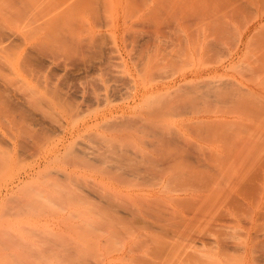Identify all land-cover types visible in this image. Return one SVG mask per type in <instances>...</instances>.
<instances>
[{"label":"rangeland","instance_id":"1","mask_svg":"<svg viewBox=\"0 0 264 264\" xmlns=\"http://www.w3.org/2000/svg\"><path fill=\"white\" fill-rule=\"evenodd\" d=\"M9 1L0 0V56L21 53L6 67L0 62V81L21 96L20 108L47 121L13 128L21 109L10 116L0 107V264H244L248 244L250 264H264V166L252 169L255 155L236 161L247 185L238 189L237 167L232 179L226 169L233 159L219 160L235 146L264 149V69L256 63L242 76L243 58L236 59L222 78L244 93L227 100L208 95L209 81L181 79L204 59L178 22L187 19L189 34L207 32L220 20L211 17L224 19L236 0L231 7L234 0H183L167 12L156 0L52 1L56 35L42 29L45 21L35 30L31 21L11 20L23 5L12 0L14 10ZM157 22L167 39L164 31L155 39ZM262 33L264 21L253 38ZM226 45L214 60L225 59ZM136 89L144 90L139 100ZM207 116L212 121L201 120ZM157 131L175 141L156 145ZM214 163L227 165L222 175L205 172Z\"/></svg>","mask_w":264,"mask_h":264},{"label":"bare ground","instance_id":"2","mask_svg":"<svg viewBox=\"0 0 264 264\" xmlns=\"http://www.w3.org/2000/svg\"><path fill=\"white\" fill-rule=\"evenodd\" d=\"M7 1V0H6ZM9 1V0H8ZM16 1H18L19 2V0H16ZM29 2H31L32 3V0H28ZM28 1L27 0H20V2L22 3V9H20V11H17V12H15L16 10H15V8H16V6L17 5H15V4H18V2L17 3H15L14 1L12 2V0H10L9 2H12L15 6H10V8L11 7H14L13 9L15 10L14 11V14H15V16H13L14 14H12V16L13 17H15V18H12V16H11V20L12 19H15L16 21L18 20H20V21H23V19L25 20V21H31L32 23V25H30V26H34L33 28H35L36 26L39 28V27H41L42 26V24L43 23H41V22H44V24L47 26H43V30H47V28H49L48 30L49 31H51V32H53V30L55 31V35H56V31L57 30H55V28L54 29H52V27L54 26L52 23V27L50 28V17L53 15V11L55 10V6L57 5V4H59L60 2H61V0H57V1H54V0H49V4H50V2H51V4L50 5H52V4H54L53 2H56L55 4L56 5H52V6H49V4H48V2L46 3L47 5H42L43 7L44 6H47L48 8L50 7H52V9L50 10V8H49V10H48V8H47V10L45 9V7H44V9H43V7L41 8V6L39 7V8H36V7H33L34 9H36L35 11H34V9H32L31 10V8H32V5H30V9H28V7H27V5L25 4V3H27L28 4ZM53 1V2H52ZM157 1V10L158 11H161V10H163V11H165V12H167V11H170V9H172V6L174 7V5L176 6V7H178L179 6V4H181V3H183V0H167V1H162V0H156ZM206 1H209V0H206ZM212 1V0H211ZM221 1V0H220ZM229 1V0H228ZM230 2V1H229ZM236 4L234 5V3H235V0H234V2L230 5V7L232 6V5H234L232 8H230V11H228L229 10V7H228V9H227V13L225 14V16H224V19H223V17L222 18H219V15H217L216 16V18L213 16V17H211L212 19H216V20H218V19H220L219 21H210L208 18L206 19V20H203V21H210L211 23V25H212V23H214L212 26H210L209 27V29L207 30V32L205 31L206 30V28H204V29H202V28H200L199 30L201 31L202 30V36H205L204 37V39H201L202 37H201V35H200V37H198L199 36V32L200 31H197V33L198 34H193V33H191V34H189V33H187V26H188V24L186 23L187 22V19L186 18H182V20L181 21H179L178 23H179V25H180V27H182V29L186 32V34H185V40L187 41V43H189V46H190V49H191V51L200 59V60H202V59H204V65H199L198 67H196V68H194V69H192V70H190L189 72H187V73H183L182 75H181V79H186L187 77H190L191 78V80H194V79H197V80H201V81H209L208 82V95H210V97H213V98H218V97H222L223 99H232V98H234V97H239L238 95H240V94H242V93H244L243 92V90L240 88V87H237L236 85H234V84H232V81L230 80V79H223L222 78V76H224L225 75V72L227 71V67L228 68H233V66H236V64H234L235 62H237V61H239V60H241L242 58V62H241V64H239V67L241 68V70H239L240 72H241V75L242 76H244L245 74H244V72L242 71V69H246L247 67H253L254 68V64H256V63H259V67H262L261 69H264V66H261V64H264V33H262V35L261 36H259L258 37V39L256 40L255 38L257 37V36H255V38H253V35H254V30L255 29H257L259 26L260 27H262V21H264V0H236ZM44 3V4H45ZM208 3H211V2H208ZM215 3H217V0L215 1ZM220 3V2H219ZM12 4V5H13ZM166 4L169 6V7H166ZM228 4V3H227ZM7 5V4H6ZM2 6V5H1ZM7 6H9V5H7ZM18 6H19V4H18ZM17 6V7H18ZM26 6V7H25ZM54 6V7H53ZM210 6V5H209ZM229 6V5H228ZM4 8H5V6H4ZM8 8V7H7ZM9 9V8H8ZM7 9V10H8ZM211 9V8H210ZM10 10V9H9ZM9 10H8V12H9ZM13 11V10H12ZM50 11V12H49ZM205 11V10H204ZM52 12V13H51ZM11 13V11L8 13V14H10ZM13 13V12H12ZM46 13H47V15H46ZM51 14V15H49V14ZM8 14H6V16H8ZM55 14V13H54ZM45 15V16H44ZM210 15H213V14H210ZM209 15V16H210ZM216 15V14H215ZM47 16V17H46ZM222 16H223V14H222ZM10 17V16H9ZM9 17H8V19H9ZM53 17V16H52ZM247 18V20L245 21V19H244V22H243V18ZM218 18V19H217ZM7 19V20H8ZM43 19V20H42ZM183 19H186V20H183ZM46 20H48V23H47V21ZM242 20V21H241ZM14 21V20H13ZM40 21V22H39ZM1 22V21H0ZM37 22V23H36ZM52 22V21H51ZM10 23V22H9ZM14 23V22H13ZM12 23V24H13ZM17 23V22H16ZM15 23V24H16ZM23 23V22H22ZM28 23V22H27ZM36 23V24H35ZM41 23V24H40ZM56 23V22H55ZM207 23H209V22H207ZM34 24V25H33ZM206 24V23H205ZM205 24H203L204 26H205ZM7 25V24H6ZM24 25H25V23H24ZM17 26V25H16ZM19 26V25H18ZM21 26V25H20ZM27 26H29V24L27 25ZM29 26V27H30ZM166 27H167V25H165ZM206 26H207V24H206ZM208 26H209V24H208ZM25 27V26H24ZM32 27L30 28V29H32ZM35 28V30H37L38 28ZM165 27V28H166ZM28 28V27H27ZM65 28V27H64ZM16 29H17V27H16ZM22 29V28H21ZM29 29V28H28ZM57 29V28H56ZM61 29V28H60ZM62 29H63V27H62ZM66 29H68V28H66ZM71 29V28H70ZM164 24L161 22V23H156V25L154 26V29H153V32H155V34H156V38L155 39H158L161 35H162V33H163V31L165 32L166 30L164 29ZM27 30V29H26ZM34 29H32V31H33ZM43 30H38V33H39V31L42 33L43 32ZM22 31V30H21ZM24 31V30H23ZM48 31V32H49ZM59 31V30H58ZM65 31V30H64ZM258 31V30H257ZM47 32V31H46ZM67 32H68V30H66L65 32H64V34H67ZM162 32V33H161ZM206 32V33H205ZM35 33H37V32H34L33 34L34 35H37V34H35ZM58 34H61L62 32H57ZM68 33H70V31L68 32ZM161 33V35L160 36H158L159 34ZM201 33V32H200ZM258 33V32H257ZM52 34H54V33H52ZM57 34V35H58ZM233 34V36L235 37V40H234V42L232 43V44H229V45H226V43L224 42V40H225V38L226 37H228L229 35H232ZM256 34V33H255ZM4 35V34H3ZM2 35V36H3ZM27 35V34H26ZM30 35H31V33H30ZM29 35V36H30ZM63 35V33L60 35V39L64 36H62ZM68 35V34H67ZM75 35V34H74ZM74 35H73V37H74ZM154 35V34H153ZM32 37H34L33 35H31ZM54 36V35H53ZM155 36V35H154ZM163 36H164V33H163ZM162 36V37H163ZM8 37H9V35H8ZM37 37V36H36ZM35 37V38H36ZM40 37V36H39ZM67 37V39H68V37L69 36H66ZM66 37L64 36V38H62L61 40L59 39V35L57 36V39H59V41L61 42V41H63V40H66L67 41V39H66ZM161 37V38H162ZM167 36H166V32H165V37H163V38H166ZM11 38V37H10ZM28 38H30V37H26V38H23V43L22 44H24V43H26V41H25V39H28ZM70 38H71V36H70ZM76 38V37H75ZM231 38V37H230ZM55 40H57L56 38H54ZM154 39V40H155ZM167 39V38H166ZM252 39H255V41H252ZM15 40V39H14ZM29 40V39H28ZM73 40H76V39H72V41ZM229 39H227L226 41H228ZM8 41V40H7ZM58 41V40H57ZM71 41V42H72ZM77 41L78 40H76L75 42L77 43ZM155 41H157V40H155ZM160 41H163V39L162 40H160ZM166 41V40H165ZM184 41V40H183ZM229 41H231V40H229ZM1 42V41H0ZM15 42V41H14ZM17 42H18V40H17ZM22 42V41H21ZM39 42V41H38ZM45 42V41H44ZM53 42H54V40H53ZM64 42V41H63ZM13 43V42H12ZM29 43V42H28ZM47 43V42H46ZM46 43H44V45H45V49H48V48H46V45L48 44H46ZM52 43V42H51ZM55 43V42H54ZM73 43V42H72ZM228 43V42H227ZM230 43V42H229ZM1 44V43H0ZM10 44V43H9ZM14 44V43H13ZM62 44V43H61ZM158 44V42H156V44L155 45H157ZM226 45V49H227V53L226 52H224L223 53V50H220V52H222V53H219V54H222V56H223V58H225L224 60L223 59H219V60H217L219 57L220 58H222L220 55H218L219 57H217V58H215L216 60H214L213 58L214 57H216V54L219 52V49H220V46H223V45ZM50 45H52V44H50L49 43V46ZM57 45V44H56ZM64 45V44H63ZM72 45V44H71ZM8 45L6 44L5 46H3V49H4V53L6 52V51H9L10 50V53H11V49H8V47H7ZM14 46V45H13ZM49 46H47V47H49ZM79 46V45H78ZM5 47V48H4ZM9 47H11L10 45H9ZM25 47V46H24ZM40 47V46H39ZM23 48V47H22ZM223 47H221V49H222ZM41 49V48H40ZM6 50V51H5ZM13 50V49H12ZM22 50V49H21ZM50 50H52L51 48L49 49V51ZM225 50V49H224ZM0 51H1V49H0ZM15 51H18V49H16ZM14 51V53H13V51H12V53L11 54H7V52L5 53V55H1L0 56V58L1 59H3V60H1L0 59V62H1V64H2V68L3 67H6V66H8V65H10V64H12V61H11V57L13 56V57H19V54L21 53H17V52H15ZM22 51H24V49L22 50ZM237 59V60H236ZM236 60V61H235ZM235 61V62H234ZM261 63V64H260ZM0 64V65H1ZM238 66V65H237ZM236 66V67H237ZM1 68V66H0V70L2 69ZM235 69V68H234ZM1 73V72H0ZM7 76V75H6ZM206 76V77H205ZM261 76V75H260ZM3 77H5V76H3ZM2 76H1V78H3ZM233 79V78H232ZM4 80H7V79H3V81ZM234 80V79H233ZM10 83V82H9ZM241 84H242V82H240ZM261 83V82H260ZM6 84V85H5ZM262 84H264V83H262ZM14 85V84H13ZM238 85V84H237ZM260 86H262L261 84H259ZM0 89H2V90H0V92L1 91H3V93H6V95H5V97L4 98H1V100H0V102H2L1 104H0V107H2L1 105L2 104H4V109L7 111V115H8V113H9V115L11 116L13 113H15L16 111L14 110L16 107V110H20L21 109V111H19V112H16L15 114L17 115V116H15V114H13L14 116H15V118H14V116H12L11 117V120H12V122H13V128H14V125L15 126H18V127H20V129H24V127H26L25 126V124L27 125V123L26 122H31L32 123V125H33V123L34 124H36V125H45L46 123V121L45 120H43L42 119V117L41 116H37V114L34 112V111H31V107L29 108V107H27V105L25 106L26 108H29L30 109V111H28L27 109H22L23 107H22V105H24V104H22L23 102H21L22 101V98H21V96L20 95H18L17 94V92L14 94V92H15V90H13L12 91V89L10 88V86L9 85H7V83H6V81H5V83L3 84V82H1L0 81ZM249 87V86H248ZM259 87V86H258ZM15 89V88H14ZM250 89V88H249ZM262 89H264V88H262ZM261 90V89H260ZM246 91H247V89H246ZM252 91V90H251ZM248 92V91H247ZM17 95V96H16ZM144 95V90H141V89H136L135 91H134V94H133V99L134 100H136V99H140V97L142 98V96ZM12 97V99H13V101L11 100V102H12V104L13 105H11V103H9L8 102V100H6L5 101V98H7V97ZM18 96H20V97H18ZM7 103H5V102ZM233 102V101H232ZM10 104V105H9ZM6 105H8V107H5ZM21 105V106H20ZM233 105H235V102H233ZM12 106V107H11ZM15 106V107H14ZM9 107H10V109H9ZM20 107H22V108H20ZM3 108H1V110H2ZM3 109V110H4ZM10 110V111H9ZM11 110H12V112H11ZM15 112H14V111ZM23 110H24V112H23ZM27 110V111H26ZM6 111H4V112H6ZM1 112V111H0ZM3 112V111H2ZM23 112V113H22ZM18 113H20V114H18ZM2 114V113H1ZM5 113H3V115H4ZM6 115V116H7ZM21 115V116H20ZM40 115V114H39ZM20 118H19V117ZM7 117H9V116H7ZM16 117H18V118H16ZM41 117V118H40ZM201 120H206V121H212V120H210L209 119V117L207 116L206 117V119H201ZM129 122V121H128ZM127 123V122H126ZM30 124V123H29ZM28 124V125H29ZM50 124V123H49ZM133 124V123H132ZM23 125V127H21ZM48 125V124H47ZM46 125V126H47ZM128 127H132L130 124L129 125H127ZM17 128V127H16ZM28 129V128H27ZM25 130V129H24ZM29 130L30 129H28V132H29ZM22 132V131H21ZM155 132V131H154ZM154 132H153V134H154ZM23 133V132H22ZM22 133H20V134H22ZM25 133V132H24ZM30 133H31V131H30ZM33 133V132H32ZM35 133V132H34ZM33 133V134H34ZM166 134H169L168 132L166 133L165 132V134H164V132L162 131H157L156 132V134L155 135H157V136H155V138L157 139V142H156V145H158V146H162V145H164V144H167L168 142L170 143L171 141V143H173L174 141H173V139H171L170 138V136L169 137H167L169 140H167L166 139V137L164 136V135H166ZM28 135V134H27ZM39 135V134H38ZM38 135L36 136H34V137H32L33 139L35 138V137H38ZM26 136V135H25ZM175 136V135H174ZM72 137H73V135H72ZM24 138V137H23ZM38 140V139H37ZM26 143V142H25ZM31 143V142H30ZM36 143V142H35ZM168 143V144H169ZM28 144V142L26 143V145ZM32 145V144H31ZM82 146V145H81ZM79 147H80V145H79ZM79 147H77V149L79 148ZM236 148L238 147V146H235ZM246 149H245V148ZM244 147H242V149L246 152V150H247V147L246 146H244ZM236 148H229L228 150H227V153H229V155H224V157H220L219 158V160H220V162L222 161H224V159H227V160H229V159H233L232 161H228L231 165H229V168H227L226 166L227 165H225L223 168H225L226 167V169H228V171H229V173L230 172H233V170L235 171V168L237 167V175L235 176L234 175V177L236 178V181H235V178L233 179L234 180V186L235 187H237L238 189H243L244 188V185H246V183L244 182V180H246L245 178H246V174H245V172L243 171H240V173H239V169H241V168H239L238 166H240V165H238L237 163H236V161H241L240 159L241 158H244V159H246V160H249L251 157H253V156H251V155H255V156H257L256 157V159H255V161H253L254 163H252V165L254 166V167H252V169H255V170H258L259 171V169H261V167L262 166H264V149H260L259 151H256L255 153L256 154H253L250 150H247L249 153L251 152L252 154H247L248 152H244L243 153V150L242 149H240L239 150V147L236 149ZM241 148V147H240ZM80 149V148H79ZM85 149V150H84ZM82 148V149H80V152H81V154L82 155H80V156H87V155H89V158L90 157H92V156H94L93 155V152H91V154H90V152H88L87 150H86V148ZM27 150V149H26ZM29 150V149H28ZM8 153V152H7ZM16 153V152H15ZM14 153V154H15ZM250 155V156H249ZM238 156H241L240 158L238 157ZM250 158H249V157ZM43 159V158H42ZM212 159V158H211ZM42 161V160H41ZM228 163V164H229ZM233 164L236 166V167H234L233 166ZM238 165V166H237ZM249 165H251V164H249ZM251 165V166H252ZM256 165H258V166H256ZM232 166L234 167V169L232 168ZM220 168V169H219ZM222 168V164H220V165H217V164H215L214 163V165H209V167H207V169L209 170V171H205V172H210V170H211V172H212V170L213 171H215V170H221V169H223ZM230 168H232V171H230L229 169ZM239 168V169H238ZM225 169V170H226ZM251 169V168H250ZM249 169V170H250ZM243 170H244V168H243ZM248 170V171H249ZM222 172H221V175L223 174V170H221ZM248 171H246V173L248 172ZM251 171V170H250ZM210 172V173H211ZM236 172V171H235ZM235 172H233V173H230L228 176H229V178L230 179H232L233 178V174H235ZM209 173V174H210ZM239 173V174H238ZM227 174H228V172H227ZM232 174V175H231ZM211 176H216V174H214V175H212V174H210ZM230 175L232 176V178L230 177ZM66 176H69V175H66ZM218 176V175H217ZM213 177V180H216V178H214ZM21 181V180H20ZM244 182V183H243ZM247 186V185H246ZM241 187V188H240ZM245 189H246V187H245ZM207 204V203H206ZM205 204V205H206ZM241 204V203H240ZM205 205H202V208L204 209V207H205ZM204 206V207H203ZM201 207V206H200ZM207 207H208V205L205 207V210L207 209ZM208 209H209V207H208ZM181 212V211H180ZM261 213H262V211H261ZM183 214V213H182ZM196 213H194L193 212V214L192 215H195ZM262 214H264V213H262ZM259 215H260V213H259ZM196 216V215H195ZM194 216V217H195ZM258 216V215H257ZM193 217V216H192ZM262 217H264V215H262ZM220 225H221V223H219ZM224 226V225H223ZM111 226L109 225V228H110ZM249 235H251L250 233H248ZM197 237L199 238L200 236L199 235H197ZM249 237V236H248ZM253 237H255V236H253ZM194 238H196V237H194ZM194 238H193V240H194ZM197 239V238H196ZM249 239V238H248ZM199 240V239H198ZM250 241H251V239H250ZM249 241V242H250ZM246 242H248V241H246ZM252 242H253V239H252ZM249 246V244L247 245V247ZM244 247V246H243ZM247 247H245V249H244V251H243V255H242V261L244 262V264H250V258H249V252H248V248ZM129 250H132V249H129ZM240 259H241V257H240Z\"/></svg>","mask_w":264,"mask_h":264}]
</instances>
